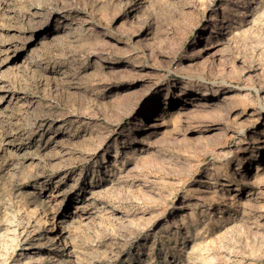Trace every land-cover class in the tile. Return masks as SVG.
Here are the masks:
<instances>
[{
  "label": "rangeland",
  "instance_id": "374dc122",
  "mask_svg": "<svg viewBox=\"0 0 264 264\" xmlns=\"http://www.w3.org/2000/svg\"><path fill=\"white\" fill-rule=\"evenodd\" d=\"M0 264H264V0H0Z\"/></svg>",
  "mask_w": 264,
  "mask_h": 264
},
{
  "label": "bare ground",
  "instance_id": "6f19581e",
  "mask_svg": "<svg viewBox=\"0 0 264 264\" xmlns=\"http://www.w3.org/2000/svg\"><path fill=\"white\" fill-rule=\"evenodd\" d=\"M185 116H187V113H184V112L183 113H175V114L171 115V117H173L172 119L174 121L179 120L180 118L185 117Z\"/></svg>",
  "mask_w": 264,
  "mask_h": 264
}]
</instances>
